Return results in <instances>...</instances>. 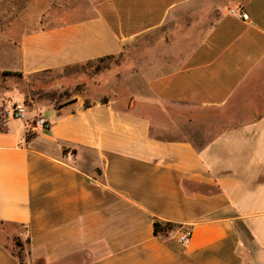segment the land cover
<instances>
[{
    "label": "crops",
    "instance_id": "0c3cea01",
    "mask_svg": "<svg viewBox=\"0 0 264 264\" xmlns=\"http://www.w3.org/2000/svg\"><path fill=\"white\" fill-rule=\"evenodd\" d=\"M55 21L8 34L0 69L134 66L127 92L0 130V220L22 227L23 264H264V0H80ZM0 264H21L1 241Z\"/></svg>",
    "mask_w": 264,
    "mask_h": 264
},
{
    "label": "rangeland",
    "instance_id": "374dc122",
    "mask_svg": "<svg viewBox=\"0 0 264 264\" xmlns=\"http://www.w3.org/2000/svg\"><path fill=\"white\" fill-rule=\"evenodd\" d=\"M80 0H0V47H6L8 34L22 28H42L54 26L56 17L69 13ZM134 56H115L100 63H87L49 72L22 75L0 69V130H4L13 120L4 116V109L13 102L26 106V120L20 126L34 124L45 109L59 107L74 97L84 93L102 94L119 90L127 92L123 79L133 68ZM128 62V65L125 63ZM133 70V69H131ZM125 89V90H124ZM38 127V126H37ZM22 227L5 225L0 236L12 238L17 235L24 243ZM15 253L19 250L9 242Z\"/></svg>",
    "mask_w": 264,
    "mask_h": 264
},
{
    "label": "trees",
    "instance_id": "16d2710c",
    "mask_svg": "<svg viewBox=\"0 0 264 264\" xmlns=\"http://www.w3.org/2000/svg\"><path fill=\"white\" fill-rule=\"evenodd\" d=\"M113 57H115V56H105V57H101V58L94 59L91 61H87V62L82 63V64L94 63V62L100 63L104 60L111 59ZM82 64H76V65H72V66H78V65H82ZM72 66H69V67H72ZM69 67H66V68H69ZM47 72H49V71H47ZM5 225L18 226L16 224L6 223V222L0 220V229H3ZM18 227H21V226H18ZM177 228H178L177 225H174L171 223H160L158 221H154V223H153L154 235L158 236L162 239H165L170 233L175 231ZM0 241L3 243V246L10 252V254L12 256H14L19 261V263L23 264L25 262V253H24V255H22L21 252L15 253L14 250H12V248L9 245V242L11 241V242H13L14 246L17 247L19 250H21V249L25 250V241H24V243H22L21 237L19 235L12 237V238L8 237L7 235L5 236V238L0 236Z\"/></svg>",
    "mask_w": 264,
    "mask_h": 264
},
{
    "label": "built area",
    "instance_id": "2783aa9c",
    "mask_svg": "<svg viewBox=\"0 0 264 264\" xmlns=\"http://www.w3.org/2000/svg\"><path fill=\"white\" fill-rule=\"evenodd\" d=\"M232 14L236 15L238 18L242 20H247L248 15L243 12H235L233 10L230 11ZM26 106L20 102H13L9 106L4 109V116L13 120L25 121L26 120ZM35 126L40 127L41 129H48L49 123L40 115L34 121ZM190 237V231H182L179 233L178 239L181 244H185L188 242Z\"/></svg>",
    "mask_w": 264,
    "mask_h": 264
}]
</instances>
